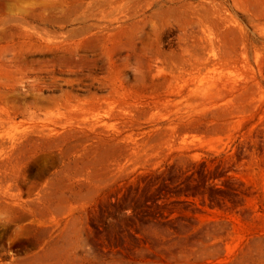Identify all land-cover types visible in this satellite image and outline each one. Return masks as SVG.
Returning <instances> with one entry per match:
<instances>
[{
  "label": "rangeland",
  "instance_id": "obj_1",
  "mask_svg": "<svg viewBox=\"0 0 264 264\" xmlns=\"http://www.w3.org/2000/svg\"><path fill=\"white\" fill-rule=\"evenodd\" d=\"M0 264H264V0H0Z\"/></svg>",
  "mask_w": 264,
  "mask_h": 264
}]
</instances>
